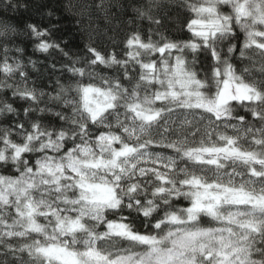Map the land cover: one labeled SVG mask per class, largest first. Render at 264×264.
I'll list each match as a JSON object with an SVG mask.
<instances>
[{
	"label": "snow or ice",
	"instance_id": "6c2138e0",
	"mask_svg": "<svg viewBox=\"0 0 264 264\" xmlns=\"http://www.w3.org/2000/svg\"><path fill=\"white\" fill-rule=\"evenodd\" d=\"M21 7L0 0V264H264V0H124L123 59L69 57L56 23L20 29ZM173 7L191 35L154 41ZM22 31L71 60L50 65L68 82L28 86ZM9 94L31 102L27 127Z\"/></svg>",
	"mask_w": 264,
	"mask_h": 264
},
{
	"label": "trees",
	"instance_id": "16d2710c",
	"mask_svg": "<svg viewBox=\"0 0 264 264\" xmlns=\"http://www.w3.org/2000/svg\"><path fill=\"white\" fill-rule=\"evenodd\" d=\"M13 2H18L21 5L27 3L29 5L27 10L21 7L16 12L10 11L8 13L9 16L16 20L20 29H23L25 23H35L40 27L49 26V21L56 23L58 27L53 31L49 39L59 43L61 48L68 52L69 57L73 59L90 56L86 48L88 45L96 48L97 51L105 56L115 53L118 58H126L124 56V53L128 51L126 41L137 28V25L128 22L131 15L130 10L125 12L119 7L124 0H104L106 11H101L94 7L98 0H13ZM166 2L171 3V0H166ZM69 4L71 7L66 10L65 6ZM86 5H93V7L89 9L85 7ZM110 5H116V7H108ZM50 9L55 12V15L52 17L47 15ZM190 15L174 7L167 9V14L161 21V25L159 27L156 25L151 26L154 29L152 39L159 41L161 35L170 40L188 39L191 34L187 31L186 19ZM56 16L60 17L58 21ZM147 28V23L141 26V38L145 41L148 38ZM17 43L24 49L21 58L26 65V71L29 73V87L43 88L45 91H50V86L54 85L56 79H60L62 83L68 82L67 73H61L60 71L53 72L50 65L55 64L56 68L59 69L62 64H70L71 60L56 50H51L50 55L36 51L33 46L34 41L32 37L24 34L23 31ZM29 58L37 62L36 70H33L31 65L27 64ZM187 58L191 60L192 54L189 53ZM198 59L201 63H198L195 67L201 78H203L204 73L201 69L205 62V57L203 54H200ZM234 63H236L239 70L242 65L238 61H234ZM96 71L101 75L107 76L115 74L114 70L104 69L102 66L98 67ZM136 71H139L138 66ZM84 82L87 83L89 81L85 78ZM92 82L100 83L99 80ZM8 99L10 103H13L14 107L20 110V119L27 127L28 121L23 116V109L28 107L31 102L20 100L19 98L13 100L10 94ZM40 106H43V104ZM238 111L240 114H245L242 109ZM30 119H40L43 124L49 126H58L59 123L55 116L49 114L37 117L35 113H32L30 114ZM9 122V119L0 117V124H7ZM257 126L259 125L257 124ZM13 139L19 142L18 137L14 136ZM196 139H199L198 135ZM242 143L244 147H249L247 141H243ZM0 174L11 175L13 172L6 166H0ZM140 230L143 231L142 228Z\"/></svg>",
	"mask_w": 264,
	"mask_h": 264
}]
</instances>
